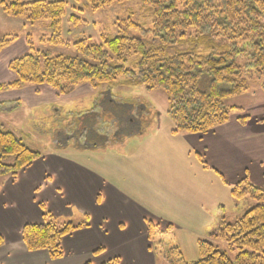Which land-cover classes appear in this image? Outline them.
I'll use <instances>...</instances> for the list:
<instances>
[{
	"label": "trees",
	"instance_id": "16d2710c",
	"mask_svg": "<svg viewBox=\"0 0 264 264\" xmlns=\"http://www.w3.org/2000/svg\"><path fill=\"white\" fill-rule=\"evenodd\" d=\"M83 1L91 10H97L127 0ZM139 1L153 17L151 30L130 23L141 37L102 35L98 44L82 38L73 44L75 56H51L37 50L25 53L9 61L14 78L0 82V93L26 85L49 86L58 96L69 94L80 84L162 89L169 102L167 115L174 125L172 132L187 134L207 133L227 123L232 110L242 112L241 107L227 105L226 101L248 92V80L257 79L264 95V0ZM0 7L6 15L30 23L47 20L51 36L45 40L62 44L65 1L0 0ZM146 35L151 39L142 40ZM17 39L16 35L0 38V53ZM25 43L33 48L30 35L25 36ZM248 119L247 115L237 117L242 124ZM40 155L22 136L0 124V178L6 174L15 178ZM230 195L236 201L251 200L253 205L233 221L222 216L208 238L198 239L199 257L195 261H185L174 244L162 247L163 236L172 231L170 225L160 229L148 223V239L166 264H264V189L245 176L232 186ZM87 225L61 222L43 212L40 223L23 225L21 238L27 250H45L56 259L63 255L62 238ZM217 242L235 251L234 257L230 258ZM102 264H118V260Z\"/></svg>",
	"mask_w": 264,
	"mask_h": 264
},
{
	"label": "crops",
	"instance_id": "0c3cea01",
	"mask_svg": "<svg viewBox=\"0 0 264 264\" xmlns=\"http://www.w3.org/2000/svg\"><path fill=\"white\" fill-rule=\"evenodd\" d=\"M100 93L109 96L112 90L107 86L93 88L80 84L60 99L49 86L26 85L0 93V103L8 105L7 111L19 105L29 111L37 103L54 104V101L53 110L61 115L60 102L92 95L89 106L76 105L78 116L95 114L94 107L114 116V111L98 104ZM41 96L44 100L34 102ZM125 106V113H129L123 114L116 126L96 125L98 121L89 125L96 127L100 139L86 141L88 125L80 123L75 133L57 142V149L41 152L12 182L0 187V198L6 206V214L0 221V264H102L112 259H117L118 264H158V261L162 264V256L148 239L149 222L160 229L170 225L172 231L166 236L181 252L188 243V234L197 245L198 239L208 238L216 229L224 210L220 185L216 181L212 186L211 177L217 174L219 179V175L223 177L227 156L233 161L231 169L238 168L248 178L252 174L249 166L241 168L236 145H232L236 137L215 133L228 122L204 134H187L173 133L169 117L165 124L160 117L155 121L147 118L148 129L139 131L142 125L137 119L139 111H145L146 107ZM237 124V130H244L253 123L248 119ZM133 125L138 130L128 132L130 140L120 144L124 148L115 144L106 148L117 140L114 135L109 136L110 131L126 133L122 132L128 131L126 126ZM52 138L50 144H55ZM243 138L252 146L256 144L257 136L253 133ZM71 139L74 147L68 146ZM214 148L217 153L212 158ZM228 149L234 153L230 154ZM258 161V170L264 175L263 162ZM43 212L53 214L61 222L88 224L62 238L60 258H51L45 250L29 251L22 242L23 225L40 223Z\"/></svg>",
	"mask_w": 264,
	"mask_h": 264
},
{
	"label": "rangeland",
	"instance_id": "374dc122",
	"mask_svg": "<svg viewBox=\"0 0 264 264\" xmlns=\"http://www.w3.org/2000/svg\"><path fill=\"white\" fill-rule=\"evenodd\" d=\"M21 1L29 2L31 0ZM63 1L66 2V9L61 22L60 39L62 40V44L59 45H54L45 40L51 36L47 20L30 23L23 18L6 15L0 7V38L8 35H16L18 37L16 41L0 53V82L9 81L14 78L13 73L7 68V64L13 58L21 56L25 53L33 54L37 50L51 56H75L77 55V52L73 44L79 39L87 38L89 43L98 44L101 42L102 35L126 34L127 36L141 37V32L130 23H135L143 29H152L153 17L150 12L141 6L139 0H127L124 2L113 3L107 7L99 8L97 10H91L83 0ZM70 16H76L80 20H75ZM26 35L31 36L33 48H28L26 45ZM150 39L151 35L142 37V40L144 41H148ZM170 52H172V50L169 51V53ZM133 58L134 57H132V59ZM248 86V92L229 98L226 101L227 105L239 106L243 109V111L239 112L232 110L228 123L223 126V128L215 130V133L226 135L230 134L236 137L234 138L235 144L232 143V145H236L235 147L237 148V157L240 159V165L242 161L241 168L242 166L244 168L249 166V169L252 170L250 178L255 182L254 185L264 189V175L261 174V170H258L259 159L262 160L264 166V95L260 90V83L257 79L254 78L248 80ZM110 89L112 90V93H110L109 96L104 93L98 94V104L105 109L108 108L114 111V116L112 112L108 114V112L106 113V111H103L98 107H94V112H96L95 114L83 113L81 116H78L76 105L88 104L89 106L91 101H93L94 96L92 95L88 97L85 95L75 96L67 100L63 99L64 101L59 103L62 110L61 115H55L53 110L55 102L53 101L54 104L37 103L44 100V97L41 96L34 101L37 104L29 108V111H26V109L22 108L21 105H19V108H16L15 110L13 109L11 111H7L6 109L8 105L0 103V124H2L7 130L10 129L15 132V135L22 136L30 148L36 151L45 152L46 150L57 149L58 141L63 142L65 135L68 136L75 133L74 131L76 128L72 126L73 123H81V125L85 126L88 125L85 135L86 141L93 142L100 139L98 132L96 131V127H90L89 125H91L94 121H98L96 125L102 124L105 126H116L118 122H121L123 114L126 115V113H129H125L127 108L125 105L128 104H132L134 107H139L140 109H142L143 106L146 107L145 111H139L141 115L139 114L140 116L137 119H140L142 124L141 130L139 131L148 129V125L145 124L148 119L155 121L160 117L163 124L166 123V119H169L167 115L169 102L166 93L162 89L148 90L142 85L133 87L120 84H113L110 86ZM59 97L62 99L63 95H59ZM105 102H108V104ZM104 115L109 116L108 120L102 117ZM243 115L249 116V119L252 120L253 124H248L244 130H237V127H239L237 124V117ZM78 120L81 121L79 122ZM126 127L128 131L122 132H126L127 136H125L126 133L120 134L116 133L117 131L115 130L110 131L109 136L114 135L117 140L112 145L109 143L106 148H110L114 146V144L118 148H124V146H120V144L129 141V133L136 132L138 130L135 125L132 127ZM249 133H253L257 136L256 144L253 146L246 141V138H243ZM209 135H212V133ZM52 136L54 137L52 140L54 139L53 142L56 141V145L52 143L50 144L51 140L49 141V139H51ZM57 138L59 140H57ZM71 140L72 141H68V146L74 147V141L73 139ZM61 142L58 144H61ZM101 148H103V145ZM228 151L230 154L234 153V151L230 149H228ZM251 152L255 154L252 155ZM216 153L217 149L214 148L212 150L211 157L215 158ZM11 160V157L8 158V161ZM225 161L227 162V165L226 169L223 170L224 181L219 179L217 176L218 174L216 175L213 170L212 172L216 176L213 178L211 175L212 177L210 180L212 186H215L216 181L218 185H220V194L222 198L221 202L224 210L222 216L225 217L226 221H233L234 219L240 217L250 206H252L253 201H236L231 197L230 190L232 186L243 179L246 174L243 175V171H239L238 168L231 169L233 161L229 159L228 156L225 157ZM254 170L255 173L253 174ZM12 178L13 177L8 174L1 176L0 187H2V185L5 187L8 182H12ZM218 214L219 211L216 214V218ZM168 239L169 238L167 236H163V248L169 247L168 244H170L169 241L171 240ZM187 241V245L182 247V255L185 261L192 262L197 260L199 257L198 249L196 243L192 241L190 234L187 236ZM217 244L220 249L226 250L230 258L234 257L235 251H229L225 243L217 242ZM158 264H160L159 261ZM162 264H166L164 260H162Z\"/></svg>",
	"mask_w": 264,
	"mask_h": 264
},
{
	"label": "snow or ice",
	"instance_id": "6c2138e0",
	"mask_svg": "<svg viewBox=\"0 0 264 264\" xmlns=\"http://www.w3.org/2000/svg\"><path fill=\"white\" fill-rule=\"evenodd\" d=\"M5 214H6L5 201L2 198H0V221L3 220Z\"/></svg>",
	"mask_w": 264,
	"mask_h": 264
}]
</instances>
